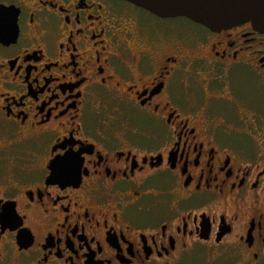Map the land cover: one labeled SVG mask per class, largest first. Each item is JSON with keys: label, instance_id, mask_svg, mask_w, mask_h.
Returning <instances> with one entry per match:
<instances>
[{"label": "flooded vegetation", "instance_id": "flooded-vegetation-1", "mask_svg": "<svg viewBox=\"0 0 264 264\" xmlns=\"http://www.w3.org/2000/svg\"><path fill=\"white\" fill-rule=\"evenodd\" d=\"M200 252L264 264V33L0 0V264Z\"/></svg>", "mask_w": 264, "mask_h": 264}, {"label": "water", "instance_id": "water-1", "mask_svg": "<svg viewBox=\"0 0 264 264\" xmlns=\"http://www.w3.org/2000/svg\"><path fill=\"white\" fill-rule=\"evenodd\" d=\"M126 1L160 18L186 17L213 31L250 22L255 30L264 33V0Z\"/></svg>", "mask_w": 264, "mask_h": 264}, {"label": "rangeland", "instance_id": "rangeland-1", "mask_svg": "<svg viewBox=\"0 0 264 264\" xmlns=\"http://www.w3.org/2000/svg\"><path fill=\"white\" fill-rule=\"evenodd\" d=\"M161 23H169L168 25L176 24L178 26L186 24L185 21L181 18L174 19V21L168 20L167 22L163 20ZM214 257L215 254L213 256L212 253H210L209 255H207L206 252H200L197 254L195 253L194 255L190 256L187 260H185V264H201V262H203L202 264H219V262L215 261Z\"/></svg>", "mask_w": 264, "mask_h": 264}]
</instances>
